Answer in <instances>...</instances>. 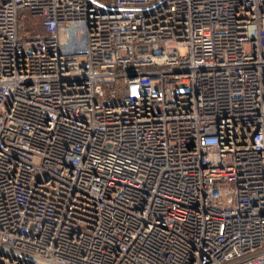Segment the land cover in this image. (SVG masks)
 Wrapping results in <instances>:
<instances>
[{
    "label": "built area",
    "instance_id": "obj_1",
    "mask_svg": "<svg viewBox=\"0 0 264 264\" xmlns=\"http://www.w3.org/2000/svg\"><path fill=\"white\" fill-rule=\"evenodd\" d=\"M0 264H264V0H0Z\"/></svg>",
    "mask_w": 264,
    "mask_h": 264
}]
</instances>
